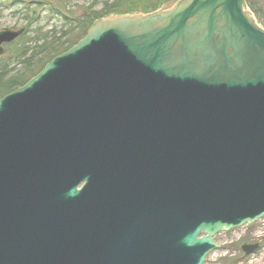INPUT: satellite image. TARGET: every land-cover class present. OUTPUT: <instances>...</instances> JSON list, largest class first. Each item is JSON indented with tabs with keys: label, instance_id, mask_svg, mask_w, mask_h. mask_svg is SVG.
Instances as JSON below:
<instances>
[{
	"label": "water",
	"instance_id": "water-1",
	"mask_svg": "<svg viewBox=\"0 0 264 264\" xmlns=\"http://www.w3.org/2000/svg\"><path fill=\"white\" fill-rule=\"evenodd\" d=\"M262 217L264 29L244 0L97 20L0 99V264H204Z\"/></svg>",
	"mask_w": 264,
	"mask_h": 264
},
{
	"label": "rangeland",
	"instance_id": "rangeland-1",
	"mask_svg": "<svg viewBox=\"0 0 264 264\" xmlns=\"http://www.w3.org/2000/svg\"><path fill=\"white\" fill-rule=\"evenodd\" d=\"M16 1L18 3L27 5L29 12H36L35 18L37 21L36 23L32 24V27L28 28L26 37H32L34 35L35 29L40 31V33H38V36L40 37L43 34L50 33L47 36V44L45 45L47 53V49L49 47L48 45H50V43H55V45L57 43L62 45L64 44L65 47L68 43H74V41H77L79 38H81L80 30H82L83 25H77V23H75L76 21H80L85 17H89V13H99V11L104 7V4L110 5L116 1L122 2L125 0H56L59 1V3L63 6L65 13H68L66 16V25H63L64 16L61 17L60 15L56 16V13H49L47 3L41 2L43 0ZM56 1L48 0V2L54 3H56ZM128 1L132 2V0ZM13 3H15V0H0V32L10 30L16 31L24 26L22 16L19 14L22 4H16L13 6ZM171 5L173 4H169L164 8H167ZM68 22H70L69 25ZM262 23L263 24L260 26L264 28V21ZM72 25H76L74 26L75 28L70 27ZM42 41L43 40L40 42L42 43ZM55 45L54 47L58 46ZM24 48L26 49V47ZM17 53V50L12 47L0 58L5 56H15ZM36 56V58H32L31 62H35L37 59L45 60L48 58L47 56L44 57L43 54L42 57L40 55ZM14 71V73L18 75L24 73V71L19 67H16ZM214 241L218 246V249L214 250L206 257L205 264H264V217L255 221L249 226L244 225L227 233H219L214 237ZM255 244L258 245L257 251L249 256L244 257L243 253L241 252V247L243 245Z\"/></svg>",
	"mask_w": 264,
	"mask_h": 264
},
{
	"label": "trees",
	"instance_id": "trees-1",
	"mask_svg": "<svg viewBox=\"0 0 264 264\" xmlns=\"http://www.w3.org/2000/svg\"><path fill=\"white\" fill-rule=\"evenodd\" d=\"M56 1V0H55ZM177 0H132L129 2L128 0L122 2H114L110 5L104 4V7L99 11V13H89V17H85L83 20H78L75 23L83 25L81 31V38L74 43L70 42L65 47L64 44H56L50 43L48 45L47 53L45 45L47 44L46 39L48 34L46 33L38 36L40 33L39 30L35 29L34 35L32 37L27 36V30L29 27H32V24L36 23V12L32 11L29 12L28 6L22 3H18L15 0L13 6L16 4H22L19 14L22 16V20L24 21V34L20 38H18L12 45L6 46L5 52L10 50V48H15L17 50V55L15 56H5L0 58V99L7 94L21 88L24 86L30 79L36 76L44 67L45 65L52 60L54 57L67 52L72 46H74L79 40H81L88 30V28L93 24L94 21L99 19H103L110 16H124V15H144L159 9H163L165 6L169 4H173ZM246 7L250 11V13L255 18L256 22L261 25L264 21L263 13H264V0H244ZM43 3H47V8L49 9V13H56L61 17L64 16L63 25H66L67 15L65 13V9L59 3V1L48 2V0L41 1ZM61 6V7H60ZM21 12V13H20ZM66 14V15H65ZM77 20V19H73ZM72 21V20H71ZM70 22H68V25ZM76 26V25H74ZM73 25L70 27L75 28ZM26 31V32H25ZM71 31V29H70ZM41 40L42 43L40 42ZM46 42V43H45ZM57 46V47H54ZM31 46V47H30ZM24 47L29 48L25 49ZM53 47V48H52ZM43 51V53H42ZM48 57L47 59H41L31 62L32 58H36V55H40L42 57ZM43 60V61H42ZM19 67L21 70L24 71L23 74L18 75L14 73L15 68Z\"/></svg>",
	"mask_w": 264,
	"mask_h": 264
},
{
	"label": "bare ground",
	"instance_id": "bare-ground-1",
	"mask_svg": "<svg viewBox=\"0 0 264 264\" xmlns=\"http://www.w3.org/2000/svg\"><path fill=\"white\" fill-rule=\"evenodd\" d=\"M19 31H23V28H19L18 30H16V31H14V30H10L9 32H12V33H17V32H19ZM22 34H23V32H22ZM22 34L18 37V38H20L21 36H22ZM18 38H16L15 40H14V42L18 39ZM13 42V43H14ZM218 247V246H217ZM218 249V248H217Z\"/></svg>",
	"mask_w": 264,
	"mask_h": 264
}]
</instances>
